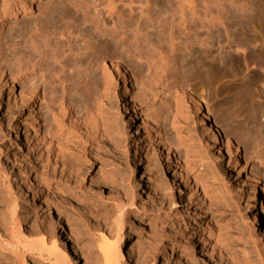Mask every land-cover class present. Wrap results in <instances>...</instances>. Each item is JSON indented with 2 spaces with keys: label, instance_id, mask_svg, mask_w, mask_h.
Listing matches in <instances>:
<instances>
[{
  "label": "rangeland",
  "instance_id": "rangeland-1",
  "mask_svg": "<svg viewBox=\"0 0 264 264\" xmlns=\"http://www.w3.org/2000/svg\"><path fill=\"white\" fill-rule=\"evenodd\" d=\"M21 1L3 0L10 6ZM152 1L153 7L149 14L142 17L136 15L134 18L138 32L137 28L134 29L136 39L131 45L123 49L114 45L113 41L109 47L102 46L99 50L118 53L131 63L136 78H140L141 73L144 75L146 70L144 61L133 53V48L142 49L150 43L153 46H149V50L157 48L170 52L167 53L172 58L170 67L177 69L182 77L192 78L193 90L208 97V105L213 109V121L221 128L227 130L235 126L241 132L242 127L249 125L253 134L254 128L264 132V70L246 68L243 61L255 53L264 57V41H258L259 35L264 36V27L252 23L254 19L242 22L236 20L233 40L243 43L246 49L244 56L236 52L234 45L230 49H222L220 45L224 46L225 42L220 44L212 41L209 48L200 47L195 41L200 35L196 28L193 29L194 34L188 37L187 46L183 44L180 32L172 29L174 0ZM250 1L255 7L264 4V0ZM34 5V8L24 13L25 18L20 12L0 31V59L12 52L19 57H26L31 30L40 27L52 32L54 28H63L68 19L75 15L73 7L81 12L85 10V4L80 0H40ZM90 25L91 22L87 21L84 28ZM247 26L254 29H248ZM105 39L99 38L98 41ZM54 45L56 41L52 47ZM64 49L66 47H59L56 52L46 50L42 73L48 72L46 75L50 76L52 72L60 71L58 62H62L66 69L57 77L61 78L62 86L68 90L69 99H79L95 109L101 105L102 113L99 117L93 115L94 122H90L92 125L89 128L78 125L74 119L64 118L63 132L68 141L61 159L53 158L48 153L45 135L42 142L38 140L43 139L42 134L37 137L34 135L28 106L18 100L27 84V70L24 68L14 74L11 62L10 70L17 80L14 82V91L10 94L6 87L0 86V196H3L7 180L18 197L24 183L30 180L26 170L35 173L40 182V186L34 188L31 194V208L26 209V203L18 201L17 216L24 233L30 229L45 230L59 250L69 257L71 264H102L100 242L105 235L116 234L114 220L118 215L117 207L122 204L126 206L124 221L125 230L130 235L129 243L137 251L132 264L142 263L145 254L149 253L154 255V261L149 259L150 264H264V257H258L254 246V241L259 238L248 229L245 212L247 197L238 192L234 183L235 170L240 171L241 176L246 174L255 177L263 168L255 159L254 143L242 139L241 132L235 140H244L246 145L240 147L236 158L230 159L225 150L218 153L217 145L212 144L204 133L202 115L187 110L179 123L186 147L175 146L174 154L184 165L189 182L174 173V164L168 165L150 141L145 143L146 153L142 155L145 165L151 160L149 171L145 170L146 167L138 165L135 160L138 139L146 137L140 126L142 119L139 120L147 114L144 101L140 100L135 107L137 126L128 123L129 118L122 103L123 84L118 78L112 81L107 96H103L102 81L94 72L93 64L85 63L79 69H71L67 60L59 59ZM217 55L222 59L220 63ZM49 71L52 72L49 74ZM171 71L169 77L173 74ZM47 76L45 80L48 83L44 79L42 82L38 76H34L33 82L41 86L42 98V95L47 94L49 96L46 99L51 96L53 99L54 94H60V89H54ZM10 82L7 84L9 88ZM134 87L137 92L136 84ZM147 97L150 98L148 105L153 113L160 101ZM46 103V100L39 99L36 106L45 112ZM45 118H48L46 114ZM247 120L250 123L246 124ZM163 126V133L168 139L172 138L167 119ZM173 174L183 194L173 184ZM187 184L190 185L186 187ZM35 185L33 183V187ZM247 188L248 194H251L250 186ZM181 202L184 204H179ZM255 207L264 227L262 181L258 183ZM0 217H5L6 222H9L3 204H0ZM201 235L208 237L207 249H201ZM25 264L51 263L27 256Z\"/></svg>",
  "mask_w": 264,
  "mask_h": 264
},
{
  "label": "bare ground",
  "instance_id": "bare-ground-1",
  "mask_svg": "<svg viewBox=\"0 0 264 264\" xmlns=\"http://www.w3.org/2000/svg\"><path fill=\"white\" fill-rule=\"evenodd\" d=\"M39 1L40 0H22L21 3L10 6L7 2L5 3L3 0H0V31L5 29L9 20L15 18L20 12L23 14L22 18H25L24 13L34 8V4L39 3ZM80 1L84 2L85 10L81 12L82 10L73 7L75 15L68 19L63 28H54L51 32L48 29H40V27H38L30 31L27 39L29 51H27L26 57L23 56V58L21 56V58L16 55L17 53L13 54L12 52V54H4L0 59V86L2 88L6 87L10 94L14 91V82L17 80L15 78L16 76L14 77L12 75L13 73L11 72L12 70H10L11 67L9 64L13 62L14 74L21 72L24 68L27 70V74L25 75L27 84L24 86V91L21 93V98L18 100L22 103L25 102L28 106L29 121H31L34 135L37 137L39 134H42L43 139L37 138L41 142L44 140L45 135L46 140H44V142H46L48 153L51 154L53 158L58 159L60 157L61 159L68 141L63 132L64 125L62 126V123H64V118L68 117L69 119H74L78 125L89 128L94 122V116L99 117L102 113V107L100 108L101 105H97L98 107L95 109L79 99H69L68 90H66V87L62 86L63 82L60 80L61 78L57 77V74L66 69V67L62 65V62H58L60 71H49V74L52 72L50 76L46 75L48 72L42 73V62L46 56L44 55L46 50L51 49L53 52H56L59 47H66L59 59L63 58L67 60L71 65V69H79L85 63H92L94 72L102 81L103 96H107V92L112 86V81H114L116 77L123 84L122 103L125 114L129 118L128 123L137 126L136 118L138 115L135 111V107L137 103L139 104L140 100L144 101V104H146L147 114L139 118V120L142 119L140 126L144 130L146 137L145 139L141 137L138 139L139 143L135 151V160L137 164L146 167L145 170L149 171L151 160H148V165H145L142 155L146 153L144 148L145 143L150 141L155 150L159 151L161 155L164 156L168 165L174 164L176 169L174 173L177 175L179 174V177L187 179L189 182V178L187 177L188 174L186 175L184 171V165L181 164L180 160L175 157L174 154L175 146H182L184 149L186 147L182 141L179 123L181 119L183 120L185 117L184 115H186L187 110H190L196 115H202L201 123L204 125V133L208 135L212 144L217 145L218 153H221V150H225L230 159L237 157V152L240 147H245V141H252L254 143L255 159L263 168L259 170L258 175L255 177L246 174L241 176L240 171L235 170L236 178L234 183H236L238 192L241 193L243 197H247L245 212L248 229L254 236L259 238L256 242L254 241V246L258 257L263 258L264 227L260 222V215L255 207V199L259 181L264 182V132L261 131V129L254 128L255 131L253 134L251 132V126L249 128V125H246L250 123L248 120L245 124L246 127H242V133L239 132L237 130L238 128L235 126L233 129V126L228 124L229 122L227 124L231 128L229 127L227 130L223 127L221 128L216 121H213V109L208 105V97L206 98L204 94L201 95L197 93L195 89L193 90V82L191 83L192 78L191 80L186 79L184 76L182 77L180 72L176 71L177 69L174 70L170 67L169 64L172 58L167 54L170 52H165L163 49L159 50L154 47V50L152 48L149 50V46H153L150 43L142 49L133 48V53L139 60L144 61L146 70L144 75L141 73L140 78H136V74L131 70V63L122 59L118 53H108L105 50H99L102 46L109 47V44H112L111 42L113 41L114 45L120 46L123 49L126 45H131L132 41L136 39V31L138 32V28L136 27L138 25L134 23V18L136 15L142 17L144 14H149L153 7L152 0ZM174 2L175 9L173 21L171 23L172 29L180 32L183 44L187 46L189 44L188 37L194 34L193 29L196 28V30H199L200 35L195 41L200 47L208 46L209 48V44L212 41L220 44L225 42L224 46L220 45L222 49H230L231 45H234L236 52H240L244 56L246 54V49L243 43H235L233 40L237 21L239 20L242 22L244 20L249 21V19H254L252 23L264 27L263 3L255 7L250 0H174ZM87 21H90L91 25L84 28ZM136 28L137 30L135 31L134 29ZM249 28L252 30L254 29L252 27H248V29ZM244 29L245 27L243 30ZM220 31L223 32L224 36L221 35ZM215 34H217V36H215ZM213 35L215 36L214 40H212ZM103 37L106 39L99 42L98 39ZM260 40L262 42L264 41L263 35H259L258 41ZM55 41L56 45L52 47V43ZM72 44L73 48L71 47ZM126 52L130 54L129 51ZM188 52H190L189 47ZM255 54L249 58L245 57L243 60L245 67L261 68V70H264V57L260 54ZM217 59H219L218 63L222 61L219 55H217ZM171 70L173 74L169 77L168 74ZM34 76H38L42 82V79L45 80L46 76L49 77L51 86L54 89H60V91H58L60 94H57L54 90L56 94H54L53 99H51L52 96L49 97L50 99H46V97L49 96H47L46 92L44 93L46 96L42 95V98L40 96L41 86L39 83L35 85L33 78L36 77ZM45 81L47 82V80ZM9 82L11 83L10 88L8 87L9 85L7 86ZM134 84L137 86V92ZM259 85L261 86L260 83ZM147 96H151L152 99H158L160 101L158 108L154 110L153 113L152 108L148 105L150 103V98ZM39 99L46 100L48 103L45 112L39 110L36 106ZM14 100H17V98ZM234 113H232V115ZM45 114L48 118H45ZM1 115L2 114H0V116ZM235 115L237 114L235 113ZM233 117L237 118L236 116ZM166 119L169 121V127L172 131V138L170 137V139L163 133V122ZM229 119H231V117L228 118V120ZM263 127L264 123L262 128ZM240 133L242 137H244L242 139L245 141L235 140V137ZM186 167L187 166H185V168ZM25 173L30 180L28 183H24L22 192L18 197L14 195L13 188L9 185L7 180L5 188L2 191L3 196H0V204L4 205L10 218L9 222H6L5 217H0V263L25 264V258L30 256L35 259H41L42 261L47 260L51 264H71L69 257L66 256L63 251L59 250L55 241L52 240V237L45 230L30 229V231L24 233L17 216L18 201H24L26 203V209L31 208L33 203L31 194L34 188L40 186L39 179H37L35 173L32 174L30 169L26 170ZM175 174L172 176L173 184L177 185L178 192L183 194V190L175 180ZM33 183L36 184L34 187ZM188 185L190 184L185 186L188 187ZM248 186H250L249 189L251 190V194H248ZM179 204H184V202ZM125 207L122 204L117 207L118 215L114 220L116 230L114 231L116 234H114V236H112L113 234L111 236L105 235L102 242H100L102 264H132L135 261V252L137 251L133 249L134 246L130 245L129 231L125 230L126 222L124 221V216L127 214L124 209ZM38 235L41 237H37ZM189 237L190 235L187 236V241L190 240ZM207 238L202 235L199 237L201 249H207ZM210 253L214 254L212 251ZM153 256L154 255L150 253L145 254V261H142L140 264H150L149 259H152ZM152 260L154 261V259Z\"/></svg>",
  "mask_w": 264,
  "mask_h": 264
}]
</instances>
